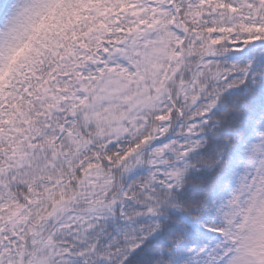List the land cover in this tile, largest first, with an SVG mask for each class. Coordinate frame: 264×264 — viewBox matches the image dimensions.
I'll return each mask as SVG.
<instances>
[{
    "label": "snow or ice",
    "instance_id": "1",
    "mask_svg": "<svg viewBox=\"0 0 264 264\" xmlns=\"http://www.w3.org/2000/svg\"><path fill=\"white\" fill-rule=\"evenodd\" d=\"M0 264H264V0H0Z\"/></svg>",
    "mask_w": 264,
    "mask_h": 264
}]
</instances>
